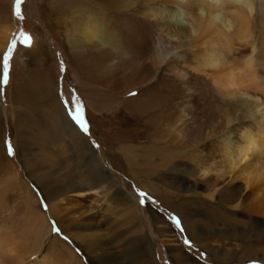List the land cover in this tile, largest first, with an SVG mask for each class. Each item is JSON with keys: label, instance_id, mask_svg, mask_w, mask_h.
Instances as JSON below:
<instances>
[{"label": "rangeland", "instance_id": "374dc122", "mask_svg": "<svg viewBox=\"0 0 264 264\" xmlns=\"http://www.w3.org/2000/svg\"><path fill=\"white\" fill-rule=\"evenodd\" d=\"M56 1L22 0L18 16L16 0H0V142L4 147L0 151V230L11 234L19 244L32 246L33 232L26 228L24 217L34 203L32 207L47 217L51 228L48 237L37 245L36 252L41 257H63L66 250L62 246L66 245L84 264H94L88 262L82 245L72 236L83 231L100 232L99 245L103 250L98 251L114 256L109 264H139L142 255L145 264H264V216L255 212L256 191L242 190L243 182L238 180L233 188L241 189L240 197L227 199L229 191H225L221 200L220 191L227 179L218 185L214 198H209V186L185 173L193 163H202L197 156L199 148L195 147L202 136L190 129L166 130L175 125L186 107L190 86L181 81L175 84L169 78L157 89L160 95L153 92L155 95L141 96L130 91L145 75H151L150 69L141 67L142 60L135 65L126 62L109 72L92 56L93 64L81 63L77 70L66 38L70 29L66 19L71 14L54 12ZM130 14L131 20L138 18L134 12ZM142 21L135 25L146 30L147 37L151 35L157 43L153 28ZM6 57L10 63L7 83L3 79ZM40 66L57 88L62 115L56 123L49 103L36 95L37 81L44 71ZM145 100L150 102L151 110L142 115L140 109ZM131 103H137L139 110L133 111ZM81 105L89 134L71 119ZM146 117L151 118L150 124L145 122ZM64 118L73 128L72 133L64 126ZM58 121L67 130L56 126ZM9 145L13 155L8 152ZM94 153L112 176L113 188L104 184L77 202H73L72 194H67L66 202L61 204L54 199L50 203L39 184L40 178H60L79 171L89 174L94 161L99 162ZM169 154L171 158L166 157ZM28 190L32 203L26 196ZM169 204L180 206L183 215ZM132 208L137 213H132ZM80 212L84 213L82 217L71 220ZM184 217L195 225L193 237ZM80 221L84 223L81 231ZM147 237L153 246L152 255L144 241ZM85 252L89 258L92 252L96 254L95 249Z\"/></svg>", "mask_w": 264, "mask_h": 264}, {"label": "bare ground", "instance_id": "6f19581e", "mask_svg": "<svg viewBox=\"0 0 264 264\" xmlns=\"http://www.w3.org/2000/svg\"><path fill=\"white\" fill-rule=\"evenodd\" d=\"M53 4L54 12L62 16L71 14L66 19L70 24L66 38L77 70L81 63L93 64L92 56L100 62V67H106L109 72L125 66L126 62L135 65L142 60L141 67L150 69L151 75H145L130 91H137L141 96L160 95L157 89H161L169 78L175 84L181 81L182 85L190 86L186 107L181 110L175 125L166 128L168 131L190 129L202 136L195 145L199 148L197 156L202 163H196V166L193 163L194 166L192 164L191 169L184 172L197 176L199 181L211 188H207L209 198H214L220 189L218 185L225 184V180L229 179L220 191L221 200L225 191H229L227 199L237 200L241 189L233 188V184L241 180L242 190L253 188L256 191L253 194L257 201L255 212L264 216V0H57ZM131 12L153 28L158 37L157 43L151 35L147 37L146 30L135 25L141 20H131ZM8 28L6 39L10 34ZM79 44L82 45L80 49ZM89 49L93 50L92 54ZM41 69L44 71L37 81L39 93L35 94L49 103L54 122L56 119L60 121L62 107L56 98L57 88L46 70ZM74 76L78 79L77 73ZM21 99L24 100L22 96ZM21 99L18 102L22 103ZM149 103L146 100L143 102L140 109L142 115L150 113ZM130 106L133 111L139 110L137 103ZM147 117L145 122L150 124L151 118ZM64 120V126L72 133L73 128L68 120ZM59 121L56 126L63 131L65 127ZM73 135L77 138L75 132ZM1 143L0 151H4ZM182 153L178 154L182 156ZM94 154L97 155L95 158H99L97 153ZM166 157L171 158L170 154ZM97 162L94 161L95 167L89 174L78 169L77 174L69 172L60 178H40L39 184L48 201L52 203L58 199L62 204L64 197L72 194L73 202H77L88 191L101 189L104 184L106 188H113L112 176L101 164L103 160L99 158ZM180 181L187 184L183 178ZM26 196L32 203L33 196L29 190ZM32 205L28 209L29 214L24 217L26 228L33 232L32 246L21 245L11 234L0 230V264H84L63 244L62 248L66 250L63 257H41L37 254V245H40L41 239L48 237L51 228L47 217ZM169 206L182 214L180 206ZM131 212L137 213V209L132 208ZM82 215L84 213L81 212L76 213V217L71 215V220H78ZM184 219L193 237L195 225ZM78 227L81 231L84 223L80 221ZM82 232L72 236L82 245L88 262L109 264L110 260H114L111 254L98 251L103 250L99 245L100 232ZM144 241L148 253L152 255L153 246L149 238ZM89 249L96 250L91 258L85 252ZM139 260V264H145L143 255Z\"/></svg>", "mask_w": 264, "mask_h": 264}, {"label": "snow or ice", "instance_id": "6c2138e0", "mask_svg": "<svg viewBox=\"0 0 264 264\" xmlns=\"http://www.w3.org/2000/svg\"><path fill=\"white\" fill-rule=\"evenodd\" d=\"M22 0H16V4H17V8H16V11H17V15L19 16L20 14V4H21ZM22 19V17H21ZM16 44V40L13 39L12 41V45L14 46ZM12 49L9 48V53H11ZM9 68H10V63H9V60L8 58L6 57L5 60H4V74H3V79H4V82L7 83L8 79H9ZM130 95H135V93H130ZM83 106L81 105L80 108L78 109L77 111V114L73 115L71 117V119L74 121V123L83 131V133L85 134H89V126H88V123H87V120L86 118H84L83 116ZM8 152L10 155H13L14 152H13V148L11 145H9L8 147ZM141 195H144L143 193H141ZM141 203H144V201H141ZM177 223H179L177 221ZM55 231L59 232V228H56Z\"/></svg>", "mask_w": 264, "mask_h": 264}]
</instances>
